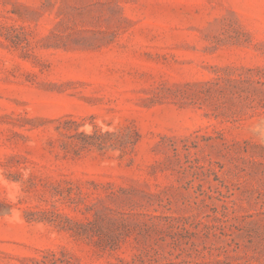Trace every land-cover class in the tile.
I'll list each match as a JSON object with an SVG mask.
<instances>
[{"label": "rangeland", "instance_id": "374dc122", "mask_svg": "<svg viewBox=\"0 0 264 264\" xmlns=\"http://www.w3.org/2000/svg\"><path fill=\"white\" fill-rule=\"evenodd\" d=\"M0 264H264V0H0Z\"/></svg>", "mask_w": 264, "mask_h": 264}]
</instances>
